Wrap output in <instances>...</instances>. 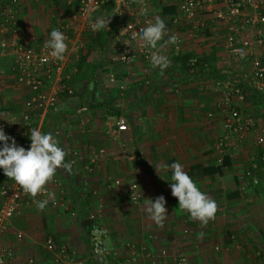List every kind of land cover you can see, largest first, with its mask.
Masks as SVG:
<instances>
[{"label":"crops","instance_id":"0c3cea01","mask_svg":"<svg viewBox=\"0 0 264 264\" xmlns=\"http://www.w3.org/2000/svg\"><path fill=\"white\" fill-rule=\"evenodd\" d=\"M57 1L19 0L15 21L24 28L30 42L33 43L50 32L48 24L51 22V10L56 7ZM137 8L135 4L131 5L126 13L133 18L138 15L135 11ZM161 16L159 15L165 21L168 31L171 27L179 31L180 48L191 57H195L197 64L193 67H183L172 62L161 75L159 69H154L151 63L147 64L149 61L143 57L147 62L146 65L141 61L138 64L137 57L140 54L137 48H134L135 63L120 65L115 61L118 47L123 42L118 38V23L113 48L111 50L109 48L106 57L99 51H96L97 56L95 52L91 56L92 63L96 64L94 79L80 80L77 76L73 79L75 61L71 59L68 61L67 72L70 73L68 84L73 93L70 96H58L56 103L46 111L38 129L42 134L51 133L58 141V146L67 154L65 162L73 163L72 171L69 174L64 169H59L58 176L48 184L49 193L53 194L52 200L58 204L54 211L46 208L40 211L34 202L24 201L18 217L10 219L6 227L0 229V251L4 248L12 251V259L8 264H27L28 258H32L34 264H49L51 255L43 251L44 239L47 236H52L56 245L61 242L67 243V247L76 253L73 254L76 257L79 254L74 246L85 245L86 253L80 259H84L87 264H102L92 259L89 252L84 229V224L87 223L86 213L93 210L94 202L97 200L108 199L112 206L114 201L116 204L119 201L117 199L125 196V185L132 181H137L143 191L142 210L136 215L145 216L144 222L142 225L138 224L140 230L137 227L126 226L124 232L118 231L112 223H109L105 243L108 248L116 252V255L109 258L106 264H118L128 258L131 247L127 245L130 244L135 247L136 253L140 252L139 248L142 245L145 246L161 259L159 260L162 264H173L174 260L171 262L170 258L174 259L173 257L178 253L184 254L186 264H264V178H259L256 173L250 174L247 170L245 173L250 174L248 179L252 177L258 179L255 185H251L254 189V193L248 198V201L253 202L251 208H246V204L242 208L239 206L236 208L235 204L225 206L221 202L219 208L221 211H217L215 220L204 227L198 221H193L187 212L180 210L178 200L171 194L170 166L174 162L181 163L197 187L207 195L208 178H217L216 174L208 175L207 172L209 165H218L208 164L207 113L208 108L213 109L221 97L217 89L213 92L208 89V82L219 80L208 74V47L214 45L212 44L214 42L208 43V37H205L204 45L199 48L194 41L200 40L201 36L195 38V31L186 26L182 20L175 21L170 15ZM208 24L211 26L212 22L208 20ZM212 27L209 30L218 29L223 34V29L217 28V24L214 29ZM84 32L86 31L80 34L81 42ZM175 33L177 31L170 35ZM212 34L215 39L222 36H217L215 32ZM170 35L167 33V36ZM215 49L213 55L217 59L214 73L220 74V79L231 80L242 72H249L248 59L236 60L224 50L223 44L220 50L216 47ZM161 52L164 53V48ZM263 54L264 44L251 48V57ZM226 55L232 57L233 63L224 59ZM170 57H173V54H170ZM103 58L110 68L103 65L101 62ZM1 60L6 61V65L4 67L0 65V78H2L0 121L9 118L10 115L19 116L23 112L27 93L8 74L9 57L0 56ZM106 71L108 72L105 78ZM226 72L233 74L227 77L224 75ZM110 74L112 81L108 80ZM234 80H238V77ZM251 80L248 73L247 77L239 78L237 82L244 94L242 108L247 101L248 93L255 91L251 86ZM259 96L263 99L261 103L255 102V104L259 106L258 111L260 114L263 113L264 117V93ZM117 119L124 121L126 129L114 133L112 130ZM258 120L259 118L256 119ZM219 127H221L220 121ZM6 135L13 138L19 146L20 136L16 125L7 130ZM2 146L3 142H0V148ZM233 151L230 149V154L225 153L228 161H231ZM95 154L96 157L92 160ZM249 169L255 171L253 166ZM237 171L235 173L239 179L243 170L239 167ZM218 175H222L218 179H225L226 175L223 171ZM113 179L120 180V185L113 187L112 191L103 189V183L111 182ZM85 184L87 188H84ZM96 184H98L97 188L90 187ZM210 195L211 199L216 200L217 194L212 192ZM159 196H163L166 201L167 219L163 228L157 227L149 220L145 211V200L154 201ZM241 197L238 201L244 200ZM233 199L235 198L228 197L226 201ZM68 202L78 208L76 211L79 223L77 226L76 223L73 225L77 232L75 239L69 235L71 230L68 227L60 229L58 226L61 217L58 213L62 211L61 207L66 208L65 204ZM107 216L108 212L105 213L103 210L98 221L102 224L108 223ZM55 232L63 235L62 241L57 239ZM17 233H21L19 239L16 238ZM200 233H203L202 238H198ZM70 241H74V244ZM69 243L71 246L68 245ZM213 246L219 248L218 252L212 250ZM37 256L46 260L39 262ZM134 264H149V262L137 259V263Z\"/></svg>","mask_w":264,"mask_h":264},{"label":"built area","instance_id":"2783aa9c","mask_svg":"<svg viewBox=\"0 0 264 264\" xmlns=\"http://www.w3.org/2000/svg\"><path fill=\"white\" fill-rule=\"evenodd\" d=\"M113 11L119 19L118 38L122 39L115 61L119 64L129 65L134 58V48L129 47L128 43L135 44L139 54L150 62V56L147 49L143 48L139 40L140 29L145 28L151 22L144 14L149 0H143V4L137 0H112ZM164 4H173L176 7L178 17L173 16L175 21L179 19L190 27L191 30H203L208 27L209 22H215L217 28L223 29L222 44L226 52L230 53L236 60H249L251 76V86L257 93H264V54L261 56L251 57V48L264 44V0H167ZM107 0H62L63 7L69 9L66 15L57 20L53 29L60 30L66 37L68 51L65 53L63 61H57L49 55V50L45 48L50 33L38 42H30L26 36L24 28L16 23L15 13L19 0H0V56L9 57L8 74L13 81L26 93V107L19 116L10 115L9 118L0 121V128H3L5 134L7 130L16 125L17 133L22 138L19 143L20 147L25 150L30 148V133L32 129H38L39 124L44 117L46 111L52 107L59 95L70 96L73 93L69 86L70 73L67 72L68 61H76L78 51L82 47L80 34L86 29L91 28L90 22H94L96 18L92 15L96 10L100 9ZM136 5L141 14L122 21L121 16L126 13L131 5ZM127 14V13H126ZM211 26L212 29L216 27ZM51 30V31H52ZM211 30V29H210ZM213 31V30H212ZM173 35V34H172ZM176 36L178 34L175 33ZM179 38V36H178ZM176 53L180 47L179 44L172 45ZM242 49L243 51H237ZM197 64L195 57L187 59V66L193 67ZM73 71V68H72ZM246 72L234 76L244 79L247 77ZM219 79L215 84L228 88L222 94L223 99L216 107L220 108L221 122L220 128L222 133L215 143L216 151L219 157L216 163L220 164L225 139L233 134H243L248 131H255V122L242 114L241 104L244 94L238 86V80ZM109 81H112V74L109 75ZM219 88V87H218ZM207 113V116H211ZM115 128L112 132H120L126 129V125L122 119H117ZM264 129L256 131L255 141L258 144L263 142ZM96 154L92 156L94 160ZM264 160V153L260 156ZM254 167V165H252ZM248 175V174H247ZM247 179V178H246ZM257 177L249 179L251 185L256 184ZM119 180H113L110 185L117 186ZM49 187H45L44 192L38 194L37 200L48 199ZM128 199L132 204H137L141 198V193L135 184L128 186ZM33 202L30 195H26L15 184V182L4 174L0 179V229L6 227L10 219L18 217L20 214L21 204ZM52 205L57 202L50 200ZM101 216V203L93 210L86 213L85 220L88 223L86 236L88 239L89 252L92 259L106 264L109 258L116 255V252L106 246L105 239L107 237V229L98 221ZM21 233L16 234L19 239ZM130 258H126L118 264H134L132 257L135 252L132 244ZM140 253L146 257H150L151 253L148 248L141 246ZM43 251L51 255V259L57 261L59 256L64 253L74 254V251L68 252V249L60 245L57 247L52 236L44 239ZM12 259V251L4 248L0 251V264H8ZM27 264H34L32 258L27 259ZM75 264H87L85 260L80 259ZM149 264H162L154 259H150ZM176 264H186L184 258H180Z\"/></svg>","mask_w":264,"mask_h":264},{"label":"rangeland","instance_id":"374dc122","mask_svg":"<svg viewBox=\"0 0 264 264\" xmlns=\"http://www.w3.org/2000/svg\"><path fill=\"white\" fill-rule=\"evenodd\" d=\"M58 1H59V3H58ZM58 1H57L56 7L51 10V13H52L51 16H50L51 22H49V24H48V27L50 28V32L45 33L44 34L45 36L48 35L49 33H51V29L54 27V25L56 24L57 20L62 18V17H64L66 15L65 9L67 10V8L63 7L62 0H58ZM167 2H168L167 0H149L148 5H147V7L145 9V12L142 15H145L151 22H154V18L160 15L158 13L159 4H164V3H167ZM130 10L131 9H129V11ZM68 11H69V9H68ZM96 11H97L96 14L92 15V18H94V19L95 18L96 19L97 18H103L105 20L107 19L106 15H105V13L103 12L102 9H99V10H96ZM135 11L137 12L138 15L141 14L138 8ZM176 16L178 17V14H176ZM131 18H132V16L129 15V14H126V13L121 16V20L122 21H126V20H129ZM180 21H181V19H180ZM117 23H118V27H119V19H118V17H117ZM209 25L210 24H208V27L206 26L203 30H201V29L200 30H192V31H195V34H196L195 38L198 39V37L201 36L200 40H196L194 38L196 40V41H194V44L197 47L201 48L204 45L203 39L205 37H208V43H210L211 41L214 42V43H212L214 45H211L212 48H214L215 51H216L215 47L220 50V46L222 45L223 40L221 39L222 37L220 38L218 35H222V34L219 32L218 29L213 30V31L209 30V28L212 25H215L214 22L211 24V26H209ZM88 30H92V29L89 28V29H86L85 31H88ZM179 30L180 31H188L189 29H184V30L179 29ZM174 31H177L176 34H178V36H179V38L181 40V35H180L179 31L176 30V29H173L172 27L168 31V34L170 35ZM214 32L217 33V36H218L217 39H215V36H213V34H212ZM167 38H168V36L166 35L165 39H167ZM42 39L43 38L41 37L38 40H36V42H38V41H40ZM82 44H83V42H82ZM128 45L131 48H137V46L135 44L128 43ZM213 46H215V47H213ZM111 48H113V46H110V50H111ZM180 52H183L180 47L178 48L177 52L175 53L174 50H173L172 45H170V46L164 48V53L163 54H165V55L167 54V57L171 61L170 54H173V56H175V55L179 54ZM95 55H96V52H95ZM135 59L133 58V61L129 65L134 64L135 63ZM137 59H139V60H137L138 64L141 61V63L146 65L147 62L144 61V59L142 58L141 55H139L137 57ZM224 59L226 61L230 62V63H233V59H232V57L230 55H228V56L226 55L224 57ZM105 61H106L105 58H103V60H101V62H103V65H105L106 68H110ZM215 62H216V60H215ZM215 62H214V65H215ZM149 63H151V62H148L147 64H149ZM171 63H172V61H171ZM0 65L2 67H4V65H6V61L1 60L0 61ZM120 65H123V64H120ZM107 72L108 71H106V73H105V78L107 76ZM232 74H233V72L224 73V75L225 76L227 75V77H230ZM0 80H2V78H0ZM72 82H74V80ZM208 89H210L211 92H213V90H215V89L218 90V92H219L218 94L221 97V100H219L218 103H221V101L223 99V95L224 94L221 95V93H223L224 91H225V93L230 91V90H228V88H225V87H222L221 85L215 84V82H213V83H209L208 82ZM258 94H262V93H258ZM243 102H244V100H243ZM216 105H214L213 109H209L208 108V113L212 114L211 116H208V164L216 163V159L219 157V155H218V153L216 151V148H215V143L217 142L218 138L220 137V135L222 133V130L219 127V121L221 122V115L219 113L220 112V108L216 107ZM241 109H242V114L244 116L254 120V122H255V126H254L255 131H248V132L243 133L241 135L240 134H238V135L237 134L236 135L233 134L231 136H228V138L225 139L226 144L224 146L223 153L225 154L226 152H228V154H230V149L234 150V151H233V153H231L232 156L230 157L231 161H229V164L226 167L222 168V171L226 175L225 179L224 178L223 179H221V178L218 179V177L222 176V175H218V174L215 175V176H217V178H215V179L208 178V196L210 197L211 196L210 193H212V192L217 194V195H215V197L217 196L215 201L217 202L218 210H220V211H221V209H219V208L222 205V203H224L225 206H227L228 204H235L236 208L238 206L242 208V206H244L246 204V206H245L246 208H251L253 202H252V200L248 201V198L251 197V193H254V189H253V187H251V184L249 183V179L247 177L250 174L256 173V175L259 178H264V160H261L263 165H258L256 163L257 149H258V147L260 148V147L264 146V132H263V142L261 144H258L255 141L256 140L255 139V137H256V133L255 132L259 131L261 129H264V119H263L264 117L262 115L263 113L262 114L259 113V111H258L259 110V106H256L255 101H252V99L247 100L245 102L243 108L241 107ZM258 118H259V120L256 121V119H258ZM253 164L255 165L254 166L255 171L252 172V170H250L249 168ZM239 167L242 168L243 173L240 174L239 179H237L238 175L236 173L237 172L238 173L241 172V171L240 172L237 171ZM247 170H249V172H250V174H248V175L245 173ZM75 172H76V170H75ZM59 173H60V171H59ZM77 173L78 172H76V174ZM234 174H236V175H234ZM55 176H58V174L56 173ZM113 180H115V179H113ZM111 182H104L103 186H102L103 189L112 191L111 189L113 187H115V186L114 185H110ZM130 184H135L137 186L138 190L141 193V198H140V200H139V202L137 204H132L129 201V199H128V196H127L128 195V186ZM66 185H68V184L66 183ZM119 185H120V180H119V184L117 185V187ZM83 186H84V188L88 187L87 184H85ZM215 186L217 188H215ZM69 187L70 186H68V188ZM90 187L95 189V188L98 187V184H96L95 186L94 185H90ZM232 192H237V196L236 197H230L229 194H231ZM142 195H143V191H142L141 187L139 186V184L137 183V181H132V182H128L127 185H125V196H122L119 199H117L119 201H117L116 204H115V201L112 199V201H114L113 206H112V203L109 204L108 199H106V200L104 199V201L103 200L102 201L101 200H97L96 202H94L95 203L94 207L97 206V203H101V213L103 212V210L105 211V213L108 212V216H107L108 223L106 222L105 224H103L105 226V228L107 229L109 227V223H112V226H114V228H116L118 231H121V232H124L126 226L127 227L130 226V227L139 228V225L140 224L142 225V223L144 222V217H145V216L142 217V216L136 215V213H138V212H140L142 210V206H141L142 205L141 204ZM241 196H243V197H241ZM228 197H229V199L230 198H235V199L230 200V201H226ZM239 197H241V199H244V200L243 201H238ZM57 205H58L57 203L55 205H52L50 203V204L47 205L46 209L54 211L57 208L56 207ZM65 205H66V208L63 209L61 207L62 211H59V213H58V214L61 215V217L59 218L60 220H59L58 226H60V229L62 227H68L69 230H71L69 235L71 236V238L75 239L76 238L75 234H77V232L75 231L73 225L76 223V226H77V223H79L78 222L79 220L77 221L78 213L76 211L78 208H75V206H71L69 202L66 203ZM115 205H116V207H115ZM22 208L20 206V212L22 211ZM65 214H67V216ZM139 230H140V228H139ZM107 233H108V231H107ZM54 235L57 237L58 240L62 241L63 235H61L58 232H55ZM41 237L43 238V235H41ZM42 238L40 239V241H42ZM67 238H69V237H67ZM74 241H70V242H72L74 244ZM61 243H63V242H61ZM61 243H58L57 247L60 246V245H63L67 249H69L67 247V243H63V244H61ZM70 244L71 243H69L68 245L71 246ZM213 245H215V244H213ZM74 247L76 248V250L78 251V254H79L77 257H76V255L73 256V254H70V253L66 252V253L62 254L61 256H59V259L57 261H54V259H51L49 264H63V263H65V264H75V262L77 260H79L81 257H83V255L86 253V247H85V245H83V247H76V246H74ZM134 248L135 247L133 246V249ZM212 250L218 252L219 248L217 249V248H214V246H213ZM70 251H71V249H69L68 252H70ZM74 254H76V253H74ZM150 255H151L150 257H146L144 254H141L140 252L136 253V251H135L133 253L132 257L134 258V261L136 263H137V259L144 260L145 262L146 261L149 262L151 258L156 260V261H158V262H161L160 261L161 259L157 258V256L154 255V253H151ZM183 255L184 254L178 253L176 256L173 257L174 259L170 258V260H171V262H172V260H174L173 264H176V262L179 261L180 258H184L185 259V256H183ZM164 256H166V253H164ZM128 257L130 258V252H129V256ZM36 258H38V256ZM45 260L46 259H43V258L39 259L38 258L39 262H43Z\"/></svg>","mask_w":264,"mask_h":264},{"label":"clouds","instance_id":"9594fccd","mask_svg":"<svg viewBox=\"0 0 264 264\" xmlns=\"http://www.w3.org/2000/svg\"><path fill=\"white\" fill-rule=\"evenodd\" d=\"M141 5L143 0H137ZM110 20L97 18L90 22L93 31L108 28ZM168 33L166 23L159 16L154 18L147 27L140 29L139 40L143 48L147 49L150 56L151 66L159 69L160 74L169 67L171 61L163 55L161 49L170 45L179 44V38L175 34L165 36ZM67 37L58 29H53L50 38L45 44L49 50V55L57 61L65 59L68 51L66 43ZM237 51H243L238 49ZM11 140V143L9 141ZM31 145L28 150L17 146L15 140L7 136L0 128V169L4 175L13 180L24 194L33 198L38 210L43 211L53 194H48V199L37 200L38 194L44 192L45 187L54 180L59 169H64L69 174L72 171V163L65 162L66 152L58 146V141L51 133L42 134L39 129H32L30 133ZM171 194L178 200V208L189 214L193 221H198L202 227L207 226L210 221L215 220L218 211L217 202L211 199L206 193L202 192L184 170L179 162L171 164ZM166 201L163 196L145 200V211L149 220L153 221L159 228L164 227L167 219ZM203 233L198 234L202 238Z\"/></svg>","mask_w":264,"mask_h":264},{"label":"trees","instance_id":"16d2710c","mask_svg":"<svg viewBox=\"0 0 264 264\" xmlns=\"http://www.w3.org/2000/svg\"><path fill=\"white\" fill-rule=\"evenodd\" d=\"M103 12L106 15V21L110 20V23L108 25V28L101 29L98 31L88 30L84 32L83 37V44L82 47L79 50L78 58L74 62L73 66L75 68L74 76L72 75V78L75 79V76H77V79L80 80H86V79H94L95 78V66L96 64L92 63V54L96 51L102 52L103 55L108 54V50L110 46L113 45L114 36L117 31V16L113 11V1L107 0V2L104 3V5L101 6ZM99 10V9H98ZM65 12H68V9H65ZM97 11L93 15L96 14ZM159 13L162 16H174L177 13L176 7L173 4H159ZM209 55H208V74L212 75V77L221 78L220 74H215V68H214V62L216 60V57L214 54V48L212 46H209ZM190 54L187 52H180L179 54L171 57V61L174 63H178V65H181L183 67L187 66V59L190 58ZM197 60V59H196ZM98 65V64H97ZM238 84V83H237ZM262 96H259V94L255 91H250L247 95L246 100L252 99V101H255L259 104L261 103V99H263ZM45 127H47L45 125ZM22 138H19L18 142H21ZM264 153V148L257 149V156H256V163L258 165H263L260 155ZM229 164L228 157L224 155L221 159L220 164L218 165H209L207 167L208 175L211 174H221L222 168L226 167ZM4 174L3 169H0V179L2 178V175ZM230 197H236L237 192H232L229 194ZM88 228V223L85 222L84 229L85 232Z\"/></svg>","mask_w":264,"mask_h":264}]
</instances>
